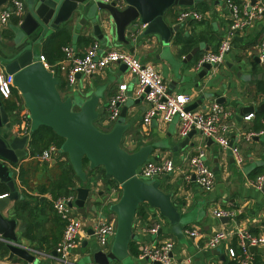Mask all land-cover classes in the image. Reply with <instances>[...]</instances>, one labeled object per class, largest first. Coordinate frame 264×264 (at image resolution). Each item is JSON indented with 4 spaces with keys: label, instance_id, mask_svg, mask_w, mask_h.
Segmentation results:
<instances>
[{
    "label": "crops",
    "instance_id": "0c3cea01",
    "mask_svg": "<svg viewBox=\"0 0 264 264\" xmlns=\"http://www.w3.org/2000/svg\"><path fill=\"white\" fill-rule=\"evenodd\" d=\"M10 1L6 0L0 6L7 5ZM22 1L25 7L21 22L29 11V0ZM118 5L124 6V2ZM184 9H193L201 13L204 18L202 20L191 18L180 26L176 33H179L182 38L181 45L173 43L176 33L166 47L157 42L154 36L139 38L138 35L143 29L142 24L139 23H134L125 31L129 44L118 42L115 35L107 43L100 42L92 35L91 25L88 21L84 24L78 23L84 13L66 23L72 36V40L68 44L74 48L77 54H82L94 43H99L103 50L123 49L129 51V48L133 47L134 50L131 53L142 62L154 65L172 93L187 94L192 98L193 103L199 99L202 92H214L213 98L204 100L197 108H206L216 102L214 98L218 96L225 97L224 103L220 104L228 113V117L222 120V125L227 126L226 135L229 139L233 135V142L239 147L242 157L240 167H237L234 160L230 163L228 157L221 153L219 147L213 146V143L207 144L208 140L198 132H195L189 139L193 145L188 144L173 151L172 146L177 145L181 140L177 136L178 120L174 118L168 123L153 121L150 124H144L142 116L147 103L144 99L135 102L139 97L135 93L136 79L123 65L110 64L99 73L79 76L72 87L68 86L64 76L65 72L59 67L61 60L50 65V69L53 74H58L62 85L65 86L66 91L63 94L70 95L74 90L82 95H87L91 91L99 94L97 110L99 119L102 118L100 124L103 128H107L103 124V120L106 119L108 113V100L117 92L118 84L124 82L127 85L125 91L127 98L123 104L130 105L126 118L130 124L125 134V141L128 144L126 148L132 151L140 145L152 141L162 142L168 146L155 148L151 158H171L176 166L175 171L152 179L159 180L161 189L171 193L173 203L185 216L183 231L197 228L200 235L190 237L184 234L183 239H177L164 218L154 216L155 210L143 204V208L145 207L144 216L135 214L132 225V230L136 234L134 242L137 250L142 242L170 239L174 244L172 255L178 264H239L237 260L227 254V248L230 246L240 253L236 234L231 231L237 228L246 229L254 235L264 234V189H256L249 184L250 179L264 173V133L250 139L244 138L247 132H258L264 128V111L249 112L253 113V117L249 120L236 117L239 107L249 104L256 106L264 101V60H260L255 51V46L263 35L264 17L256 19L244 32H240L233 39L231 49L224 61L209 70L207 79L201 80L197 77L196 72H193L196 70V59L202 53L212 51L217 47L228 28L229 13L219 0H193L191 5L172 7L166 13L167 22L178 23L177 17ZM96 13L99 14L100 10L98 9ZM19 24L18 18L11 17L7 24L0 26V56L3 58L11 56L16 50L13 42L19 30ZM54 29L49 28L38 40L37 47H39L40 54L42 41ZM37 36V33H34L32 38L35 39ZM193 48H196V53L190 61L184 62L183 58H187V54ZM232 48L234 50L229 54ZM254 56H258V61L253 59ZM243 59L250 61L252 74L247 73L244 76L240 73L239 75L235 74ZM0 69L3 70L1 65ZM211 74L212 77H210ZM6 101L14 102V109L10 110L6 106ZM3 103L9 112H13V117L11 115L13 130L18 135L26 134L29 130V120L24 117L26 108L19 90L15 86L9 99L3 100ZM29 139L25 146V156L20 158L17 164H10L18 197L6 201L0 213L6 218L16 220L15 234L18 242L28 248L30 253L35 256V260L28 262L16 255L8 260V250L6 253H2L0 250V264H94L93 261L85 263L84 258L88 246L93 241V238L87 233L88 228L81 233L76 248L66 260L58 257L55 248L61 238L63 222L54 210L53 200L58 196L53 197L51 189L56 192V184L61 181L62 177L60 163L66 161L67 156L61 152L53 153L49 159L41 158L42 153L34 155L28 145ZM199 148L204 150L206 163L215 174V184L210 192L202 191L193 179L187 181L183 177V173L186 171L185 158L187 154H192ZM215 168L216 170H214ZM20 169L23 170L22 181L18 177ZM108 179L109 177L102 176L98 172H91L87 177V185L94 190V193L103 194L106 190L105 182H108ZM73 180L76 187L83 185L79 179L73 178ZM0 185L5 184L0 183ZM112 186L114 192L110 195V200L115 202L119 197L120 188L117 183ZM4 194H0V197ZM75 194L74 191V194L69 195L75 196ZM90 204V201L85 203L86 215H81L74 209V213L83 217L86 222H89L91 218H97L90 212ZM16 207L20 211V216L16 215ZM218 208L232 212L226 222L214 216L213 211ZM98 213L105 220L115 222L114 213L105 212L102 214L101 211ZM159 220L162 221L160 233L155 235L148 233V228ZM218 230L229 231V237L215 248L210 249L206 246L207 239ZM1 243L4 245L2 241H0ZM135 263L142 264V261L138 260V253L130 254L124 263L110 262L109 264ZM247 264H264V244L249 247Z\"/></svg>",
    "mask_w": 264,
    "mask_h": 264
},
{
    "label": "water",
    "instance_id": "95a60500",
    "mask_svg": "<svg viewBox=\"0 0 264 264\" xmlns=\"http://www.w3.org/2000/svg\"><path fill=\"white\" fill-rule=\"evenodd\" d=\"M6 0H0V5ZM124 6L119 8L115 2H101L89 0H29V11L19 24V30L14 39L15 51L11 56H0V65L5 72L12 74L13 85L19 90L24 105L29 112L28 133L18 135L13 130L11 115L0 98V183H4L8 191L0 197V211L8 200L18 197L13 181L11 165L18 163L25 156L26 144L29 136L40 126L49 127L61 138L62 144L59 152L67 155L69 163L83 183L75 188L73 201L69 202L81 215H86V201H90V212L100 217L101 213L112 212L115 214V231L108 250H102L90 243L85 254V263L93 261L94 264H109L110 262L124 263L129 258V243L136 239L132 230L135 213L141 204L155 210L156 214L164 218L170 226L173 235L181 240L184 237L183 228L185 216L173 203L170 192H165L160 187V181L155 179H143L136 175V170L144 162L151 158L152 152L158 147H168L162 142L152 141L140 145L137 149L129 151L121 146L122 140L129 129L126 121L129 104H123L120 108L118 119L107 128H99L95 121L99 119L97 105L99 94L91 91L82 95L74 90L65 97L58 90V80L52 71L45 68L39 61V47L37 42L49 28H56L61 23H67L84 13L78 20L79 24L87 22L91 25L92 35L100 42H108L115 35L118 42L129 44L125 31L134 23L144 25L139 33V38L154 36L162 46H168L176 32L183 23L170 24L167 22L166 13L174 6L191 5L193 0H123ZM100 10L97 14L96 11ZM37 38L33 39V34ZM130 47L129 51L133 52ZM36 51L37 56H36ZM196 53L193 48L184 62L190 61ZM253 59L258 61V56ZM124 68L126 66L124 64ZM210 64L205 63L199 70H194L201 80L207 79ZM239 75V74H237ZM80 75L77 74V77ZM213 75L211 74L210 77ZM214 92L204 91L196 102L191 103L186 109L196 108L204 100L213 98ZM143 96H139L135 102H139ZM217 103H224L225 97L214 98ZM253 111H264V101L256 106L254 104L239 107L237 118L244 117ZM195 134L191 130L177 145L172 146L176 151L179 147L188 144L189 139ZM229 140V146L233 143L234 136ZM207 144L213 143L207 139ZM29 153H31L29 151ZM229 162L233 157L229 148L225 150ZM83 158L87 159L88 170L98 167L104 169L109 177L105 182L104 193H94L87 184V174L83 169ZM11 164V165H10ZM216 170V168L214 169ZM117 183L120 194L115 202H111L110 195L114 192L113 184ZM264 189V183L263 187ZM226 222L229 218L222 217ZM16 220L6 218L0 213V241L8 250L9 260L13 255L34 262L35 256L28 248L18 242L15 234ZM161 228L157 231L159 234ZM92 237V230L87 229ZM136 264V263H135Z\"/></svg>",
    "mask_w": 264,
    "mask_h": 264
},
{
    "label": "built area",
    "instance_id": "2783aa9c",
    "mask_svg": "<svg viewBox=\"0 0 264 264\" xmlns=\"http://www.w3.org/2000/svg\"><path fill=\"white\" fill-rule=\"evenodd\" d=\"M116 5L123 0H99ZM229 13L228 28L217 45L212 51L202 53L195 62V69L199 70L203 64H210L215 68L222 63L225 56L231 49L233 39L240 33L244 32L256 19L264 17V0H219ZM24 3L22 0H11L9 4L0 6V26L7 24L11 17H16L21 23L24 15ZM202 20L204 16L193 10L184 9L178 17V23H184L188 19ZM141 27L144 28V25ZM255 50L260 60H264V31L260 42L255 46ZM63 59L59 62L60 69L65 72V80L69 87L77 81V74L80 76H90L99 73L110 64H124L131 75L136 79L135 93L143 96L147 107L142 116L144 124H150L153 121L168 123L174 118L178 120L177 136L182 139L192 129L200 133L206 139H211L222 152L227 148L230 149L231 155L237 167L242 165V157L238 145L233 142L229 146V137L226 135L227 126L222 125V120L228 117L224 107L217 102L211 103L206 108L186 109L192 103V98L187 94H174L169 90L168 85L162 79L160 73L151 63H144L133 53L123 49H105L103 50L99 43L90 45L82 54H77L74 48L67 44L62 47ZM39 61L45 68L50 69L44 55H39ZM53 72V71H52ZM13 76L0 69V98L9 99L12 93ZM127 85L124 82L118 84V89L113 94L107 104L108 113L103 124L106 126L113 125L119 117L121 105L125 102ZM26 108V106H25ZM25 119L29 120L28 109H25ZM253 113H248L243 118L249 120ZM29 129V126H28ZM28 133V132H27ZM264 133V128L258 132L250 131L244 135V138L250 139L253 136ZM59 152V149L51 145L43 151L41 158L49 159L53 153ZM186 171L183 173L185 180L193 179L197 186L204 192H210L215 184V174L210 166L206 163L205 152L203 149H197L192 154H187L185 158ZM175 163L169 157L160 159L150 158L136 170V175L143 179H152L163 174H171L175 171ZM264 183V173L257 175L249 180L250 186L256 189H262ZM5 195V194H4ZM73 195L58 196L53 200V207L60 220L63 222V230L59 243L55 251L60 259L66 260L69 254L76 248L81 233L86 228L93 232L92 238L94 244L102 250L110 247L114 231L115 222L105 220L102 217L91 218L89 222L83 217L74 213V207L69 205L73 201ZM216 218L230 217L232 212L226 209H216L213 211ZM156 216H160L156 214ZM161 217V216H160ZM162 221H156L148 228V233L155 235L161 228ZM236 234L237 244L240 253H237L233 247L227 248V254L239 264H247L248 249L250 246H259L264 244V234L254 235L246 229H237L231 231ZM190 237L200 235L197 228L186 229L183 231ZM230 232L227 230H218L212 234L206 242L210 249L215 248L229 237ZM174 244L172 240L165 239L158 242H142L138 248V260L142 264H178L174 259Z\"/></svg>",
    "mask_w": 264,
    "mask_h": 264
},
{
    "label": "trees",
    "instance_id": "16d2710c",
    "mask_svg": "<svg viewBox=\"0 0 264 264\" xmlns=\"http://www.w3.org/2000/svg\"><path fill=\"white\" fill-rule=\"evenodd\" d=\"M71 40H72V36H71L70 28L66 23H62L61 25H58L53 32H51L49 35L46 36V38L42 41L41 54L44 55L49 65H54L55 63L63 59L62 47L70 43ZM173 43L176 45L182 44V38L180 37L179 33H176V35L174 36ZM54 75L58 80V85H57L58 90L60 92L66 91V88L64 85H62L61 79L58 76V74H54ZM6 106L10 110H12L14 109V102L6 101ZM101 120L102 118L95 121L96 126H98L99 128H102L100 124ZM62 141L63 138L55 134V132H53L51 128L46 126H40L31 133L28 145L30 149L33 151V154L35 155V154H41L51 145H54L59 149L62 144ZM61 153L66 155V153L64 152ZM60 166L62 169V177H61V181L56 184V192L51 189L53 197H57L59 195L74 194L76 188L73 178L78 179V177L75 175L71 167V164L69 163L68 158L66 159V161L61 162ZM83 169L86 171L87 177L91 172H98L100 173V175L106 176L104 173V169L102 167H98L93 170H88V162L86 158H83ZM22 171L23 170L20 169L18 174V177L21 178V181L23 176ZM86 184H88V181H86ZM7 191L8 188L5 185H0V194L6 193ZM144 210L145 207L143 208V204H141L139 205L135 214H140L144 216L145 214ZM16 215L20 216V211L17 207H16ZM134 241L135 240H132L129 243L128 251L130 254L136 255L138 253V250ZM0 250H2V253H6V248L2 243L0 244Z\"/></svg>",
    "mask_w": 264,
    "mask_h": 264
},
{
    "label": "rangeland",
    "instance_id": "374dc122",
    "mask_svg": "<svg viewBox=\"0 0 264 264\" xmlns=\"http://www.w3.org/2000/svg\"><path fill=\"white\" fill-rule=\"evenodd\" d=\"M234 50V48H232V50L230 51V53L229 54H231V52ZM253 51V50H252ZM256 51V50H255ZM37 52L38 51H36V56L38 55L37 54ZM248 59H243L242 61H240V64L238 65L239 66V68L237 69V71H236V73L235 74H243V76H244V74H252L253 73V71H252V69H251V65H250V61H247ZM62 93V96L63 97H65V96H67L66 94H63L64 92H61ZM204 105V104H203ZM128 144L126 143V141H125V138L122 140V143H121V146L123 147V148H125L126 150H129L128 148H126V146H127ZM213 146H217L215 143H213L212 144ZM129 151H131V150H129ZM93 242H94V240H93ZM95 245V244H94ZM97 246V245H96Z\"/></svg>",
    "mask_w": 264,
    "mask_h": 264
}]
</instances>
